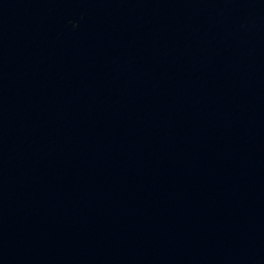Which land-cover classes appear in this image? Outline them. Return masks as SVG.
<instances>
[{"label": "water", "instance_id": "obj_1", "mask_svg": "<svg viewBox=\"0 0 264 264\" xmlns=\"http://www.w3.org/2000/svg\"><path fill=\"white\" fill-rule=\"evenodd\" d=\"M0 264H264V0H0Z\"/></svg>", "mask_w": 264, "mask_h": 264}]
</instances>
